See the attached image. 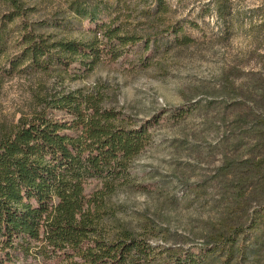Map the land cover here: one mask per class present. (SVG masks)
I'll use <instances>...</instances> for the list:
<instances>
[{
  "label": "rangeland",
  "instance_id": "1",
  "mask_svg": "<svg viewBox=\"0 0 264 264\" xmlns=\"http://www.w3.org/2000/svg\"><path fill=\"white\" fill-rule=\"evenodd\" d=\"M20 1L0 0V264L45 263L68 196L147 264H264V0Z\"/></svg>",
  "mask_w": 264,
  "mask_h": 264
},
{
  "label": "trees",
  "instance_id": "2",
  "mask_svg": "<svg viewBox=\"0 0 264 264\" xmlns=\"http://www.w3.org/2000/svg\"><path fill=\"white\" fill-rule=\"evenodd\" d=\"M15 11H21L20 0H9ZM128 42L130 37H125ZM90 124L95 136L106 133L114 111L104 109L95 97L89 101ZM83 199H62L43 228L41 255L43 264H147L145 256L152 246L126 229L118 235L99 230V223L84 213ZM7 264H20L21 259L7 253ZM195 258H197L195 256ZM193 253L179 255L173 264H197ZM197 260V259H196Z\"/></svg>",
  "mask_w": 264,
  "mask_h": 264
}]
</instances>
